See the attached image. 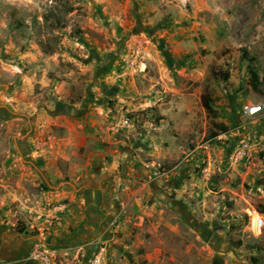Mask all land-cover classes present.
<instances>
[{"label":"rangeland","instance_id":"rangeland-1","mask_svg":"<svg viewBox=\"0 0 264 264\" xmlns=\"http://www.w3.org/2000/svg\"><path fill=\"white\" fill-rule=\"evenodd\" d=\"M101 101L118 137L143 147L151 179L193 185L192 211L154 212L93 252L58 251L50 243H69L50 236L58 225L39 232L12 198L16 141L44 112ZM253 104H264V0H0V214L58 264H264V111L248 116ZM26 256L0 264H36Z\"/></svg>","mask_w":264,"mask_h":264},{"label":"crops","instance_id":"crops-1","mask_svg":"<svg viewBox=\"0 0 264 264\" xmlns=\"http://www.w3.org/2000/svg\"><path fill=\"white\" fill-rule=\"evenodd\" d=\"M105 112L103 101L83 108L67 106L59 115L50 110L34 120L27 138L16 141L22 164L15 168L18 188L12 198L18 211L47 216L53 207L66 204L62 223L50 235L55 241L69 242L50 243L58 251L93 252L104 243L130 236L145 216L158 213L163 218L166 209L182 215L192 211L193 185L167 175L151 179L141 144L118 137ZM53 126L63 128V134L53 136ZM5 220L1 213L0 261L22 262L33 240L15 232ZM45 220L37 224L45 225Z\"/></svg>","mask_w":264,"mask_h":264},{"label":"built area","instance_id":"built-area-1","mask_svg":"<svg viewBox=\"0 0 264 264\" xmlns=\"http://www.w3.org/2000/svg\"><path fill=\"white\" fill-rule=\"evenodd\" d=\"M264 111V104L259 105H251L246 108V112L248 116H257L260 113ZM128 121L125 122L127 124ZM148 166V165H147ZM149 167V166H148ZM163 169L161 167V164H158V167L153 172V176H160L162 175ZM66 211V204L60 203L57 206L53 207L52 212L48 213L47 216L40 215L34 213V211H30L32 214V217H35L36 219V226L39 232L45 233L46 231L50 230L54 227V225H60L64 219V213ZM46 218L45 225H38L37 220ZM264 228V218H259L257 222V229L260 232ZM27 260H30L31 262H34L36 264H58L55 261L54 254L50 251V249L47 247V245L40 241L38 243H35L29 254L27 255ZM96 262H100V258H97Z\"/></svg>","mask_w":264,"mask_h":264},{"label":"trees","instance_id":"trees-1","mask_svg":"<svg viewBox=\"0 0 264 264\" xmlns=\"http://www.w3.org/2000/svg\"><path fill=\"white\" fill-rule=\"evenodd\" d=\"M69 10H72V9H69ZM82 32H83L82 29L77 28V29L74 30V35L79 37L82 34ZM41 44H42V46H44L46 51H48V52L52 51L53 47L51 45H47L46 43H43V42H41ZM203 103H204V107L205 108H207L208 110H211L212 105H211V99H210L209 95L204 96ZM216 134L217 133H215V135ZM237 244H241V243H237ZM252 260H253V263H257L258 262V260L255 259L254 257H253Z\"/></svg>","mask_w":264,"mask_h":264}]
</instances>
